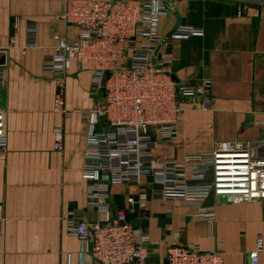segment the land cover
I'll return each mask as SVG.
<instances>
[{
	"label": "crops",
	"instance_id": "crops-1",
	"mask_svg": "<svg viewBox=\"0 0 264 264\" xmlns=\"http://www.w3.org/2000/svg\"><path fill=\"white\" fill-rule=\"evenodd\" d=\"M67 0H0V64L7 73L0 91L5 112L8 148L0 158V204L5 217L0 238V264H97L80 238L69 232L68 217L96 221L105 218L87 206L82 166L91 125L85 112L96 106L103 90L91 86L92 72L75 60L65 80L66 115L55 109L56 77L42 70L45 54L56 51L57 34L77 36L74 26L56 19ZM171 7L158 22L166 34L179 25H191L201 34L174 39L167 54L169 69L180 84L199 88L177 123V137L155 152L158 160L212 151L215 143L242 141L254 156L264 157V0H163ZM28 21L39 24L37 47L25 45ZM160 48L158 56L165 54ZM210 81L209 91L202 88ZM204 95L208 109L195 108ZM63 128V150L54 148L55 129ZM141 185L111 187V213L124 209L134 223L147 227V262L164 264L168 246L193 242L219 252L224 264H244L255 248L256 235L264 238V199L228 203L210 196L212 220H195L193 209L178 200L149 199L145 210L130 211L128 197L149 190ZM139 215L144 218L139 220ZM264 264V250L260 254Z\"/></svg>",
	"mask_w": 264,
	"mask_h": 264
},
{
	"label": "built area",
	"instance_id": "built-area-1",
	"mask_svg": "<svg viewBox=\"0 0 264 264\" xmlns=\"http://www.w3.org/2000/svg\"><path fill=\"white\" fill-rule=\"evenodd\" d=\"M170 6L163 0H67L56 19L74 26L77 36L69 39L57 34L56 51L45 54L42 70L57 81L55 109H65V80L69 64L75 60L83 70L92 72L91 86L103 90L95 107L85 112L91 129L86 136L82 177L87 206L105 218L87 221L71 212L68 230L77 235L97 264H151L146 245L149 230L134 223L124 209L111 213L109 199L115 184L141 185L151 179V189H141L128 197L132 212L145 210L149 199L178 200L194 211L195 220L216 217L215 205L206 206L210 196L228 203L264 199V157L254 156L250 144L242 141L216 142L212 151L187 155L182 160H158L155 152L166 140L177 137L176 123L185 107L182 100L195 97L200 89L180 84L172 75L167 54L174 39L201 34L191 25H179L166 34L158 32L159 19ZM39 24L28 21L25 45L37 47ZM160 48L166 51L158 56ZM7 73L0 64V91L6 88ZM205 81L203 92L209 91ZM210 96L204 95L195 108L208 109ZM63 128L55 129L56 150H63ZM8 148L5 112L0 97V158ZM144 215H139V220ZM5 217L0 204V238ZM167 248V264H224L222 255L193 242L180 243V232ZM264 238L257 232L255 248L244 264H260Z\"/></svg>",
	"mask_w": 264,
	"mask_h": 264
},
{
	"label": "water",
	"instance_id": "water-1",
	"mask_svg": "<svg viewBox=\"0 0 264 264\" xmlns=\"http://www.w3.org/2000/svg\"><path fill=\"white\" fill-rule=\"evenodd\" d=\"M164 264H167L166 262Z\"/></svg>",
	"mask_w": 264,
	"mask_h": 264
}]
</instances>
